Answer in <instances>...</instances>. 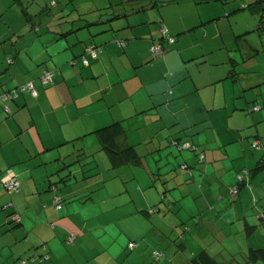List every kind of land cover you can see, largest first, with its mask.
Masks as SVG:
<instances>
[{
    "label": "crops",
    "instance_id": "crops-1",
    "mask_svg": "<svg viewBox=\"0 0 264 264\" xmlns=\"http://www.w3.org/2000/svg\"><path fill=\"white\" fill-rule=\"evenodd\" d=\"M60 1L54 13L48 0H0V91L17 88L0 103V172L20 181L14 193L0 182V264H191L202 248L234 264L235 244L218 238L214 253L208 235L212 225L230 235L231 223L253 220L244 211L253 196L264 209V166L241 185L242 215L225 197L237 173L264 158V108L247 110L264 105V30L242 8L254 0H181L120 17L111 11L124 12L127 0H94V9L79 1L81 18L53 23L66 9ZM161 25L176 41L156 56ZM254 35L261 40L245 45ZM45 69L51 85L41 81ZM30 81L34 91L18 88ZM116 121L125 129L119 145H133L139 160L104 151L96 131ZM155 249L164 252L156 263Z\"/></svg>",
    "mask_w": 264,
    "mask_h": 264
},
{
    "label": "trees",
    "instance_id": "trees-1",
    "mask_svg": "<svg viewBox=\"0 0 264 264\" xmlns=\"http://www.w3.org/2000/svg\"><path fill=\"white\" fill-rule=\"evenodd\" d=\"M177 1H181V0H127L126 2H124L125 3L124 4V12H122L120 14L118 13L117 10H112L111 12H112V16L114 15L116 17H120L121 15L126 16L128 14L127 11H136L138 9L146 8L148 6H160L162 4H167V3L177 2ZM191 1H193L195 3H204V2L214 1V0H191ZM220 1L227 2L229 0H220ZM128 7L130 10L127 9ZM242 8L250 9L252 12L257 13L260 17V20H259L260 25L258 26V30H264V0H254L253 2H250L249 4L243 5ZM111 12H109V13L111 14ZM26 16H28V15H26ZM163 27H166L168 29V27L165 25H163L161 27V33H162L161 39H162V41L160 43H156L152 46V51L156 56H159V55L161 56L164 54L165 43L173 44L176 41L175 36L170 34L169 29H168L167 33H164L162 31ZM170 37H172L174 40L170 41V39H169ZM119 44L123 45V42L120 41ZM158 44H161L164 48L163 52L160 54L156 53L153 49L154 46L158 45ZM235 61L236 60L231 61V68H232L231 70L232 71L230 74H232V76L234 75L233 72H235L234 70L237 66ZM46 71H52L53 72V70H51V69H45L43 71V73L41 74V76ZM41 76H40V78H41ZM53 83H54V72H53V82L47 83L45 85H51ZM23 84H25V83H23ZM23 84H21V85H23ZM21 85H19L18 88H20ZM16 89H15V91H16ZM12 90H14V89H12ZM12 90L9 89V90L0 91V94H4L5 92L12 91ZM24 91H28V90H24ZM13 93H15V92H13ZM13 98H14V96H13ZM13 98H11V99H13ZM1 104H3V103H1ZM261 108H264V105L262 106L260 103L259 104L255 103L253 106L249 107L247 110L249 112H254V111L260 110ZM124 132H125V129L123 127V124L120 121L113 122L112 124L105 126L101 129H98L96 131L98 138H99V141H100L104 151L109 155V157L111 159H114L115 161L120 160L123 163H132V162H135L139 158L138 153L136 151V148L133 145H129V144L122 147L119 145V142H118V139L124 134ZM260 137H261L260 135H255L254 139L251 142V146L253 148L259 149L262 147V142H261ZM177 141L178 140L175 141L177 143L176 146H178V148L180 150H189V151L195 152V154L199 158V161L204 160V158H205L204 152L198 150V147L196 145H194L191 141H184L182 143H179ZM263 166H264V158L253 168V170H250V171L249 170H242V171L238 172L237 176H236L237 177V183L231 186V192H232L233 188H237V192L235 194H239V192L241 190V185H243L246 178L249 177V175H251L252 172L254 173V171L261 169ZM179 168L181 170L186 171L190 175L193 174L192 168L186 163H181L179 165ZM9 170L10 169L5 170L4 172H0V182L3 185H4V183L2 182V178L7 174V172ZM19 189H20V185L18 187V190L11 191L7 188L8 192H10V193L18 192ZM164 194L162 195V198L165 197ZM10 215L12 216L11 220L13 222H15L16 224H19L21 222L20 214H18L16 212H12ZM11 216H10V218H11ZM16 216H19L20 219L17 220ZM258 218H259V220H258L259 222L257 224H251L247 220L245 221L246 222L245 223V231L247 232L248 237H250V235H252L256 231V229L260 226V224L264 223V211H262L258 214ZM196 221H198V220H196ZM188 229H189V227L185 226V231H188ZM72 235H70L68 237V239ZM74 236H75V239L73 242H75V240H76V234ZM130 244H133V247L135 246L134 242H131ZM130 244H129V248H133L132 246H130ZM162 256H164V252H162L159 249H155L153 251L154 263H156ZM215 256L213 254H211L209 252V250H207L206 248H202L192 257L191 264H223V262L221 260L219 261ZM34 258H31L32 261ZM22 261L24 262L25 260H22ZM33 262H35V261H33ZM232 262L234 264H258L259 262H262L264 264V247H249L247 252L242 254L241 260L236 254H233L232 255ZM23 264H26V261ZM170 264H173V263H170Z\"/></svg>",
    "mask_w": 264,
    "mask_h": 264
},
{
    "label": "rangeland",
    "instance_id": "rangeland-1",
    "mask_svg": "<svg viewBox=\"0 0 264 264\" xmlns=\"http://www.w3.org/2000/svg\"><path fill=\"white\" fill-rule=\"evenodd\" d=\"M57 1H59V0H48V2H51V4H54L53 6H55V7L50 6V8H52L54 13H60V11H59L60 8H58V6L56 4ZM62 1H64L62 3L63 6L64 7L66 6V9L64 11H61V15H63V17H59L55 20H52L53 23L64 22V21L73 19L75 17L81 18L82 15L79 14V11L77 10V8H78L77 5H78L79 1L83 2L84 5H93L94 4V0H68L67 2L65 0H62ZM62 1H60V2H62ZM107 1H109V0H95L96 4L105 3ZM113 1H115V0H113ZM119 1H121V0H119ZM45 5H46V2H45ZM241 5H242V2H241ZM84 7H86V6H84ZM88 8L94 9V5L88 6ZM61 9H63V8H61ZM80 12H84V11L81 10ZM247 14H249V13L247 12ZM46 15H47V13L44 14V16H46ZM89 16H91V15H89ZM89 16H87V17H89ZM241 16H243V15H241ZM87 19H91V18H87ZM67 27H68V23H65V25H62V29L66 30L68 28H71L72 30L76 31L77 33L79 32V33H83L85 35L87 34V31H86L87 28H79V30H77L76 28L78 26H76L74 29L71 26H69L68 28ZM257 40H261V37H259L258 35H254L252 38L249 39V42H247L245 45H250L251 42H255ZM262 41H263V44L260 43V45H261V50H263L262 53L264 55V49H263L264 48V36L262 37ZM233 43H235V42L233 41L232 45H233ZM260 60H263V68H264V58L263 59L260 58ZM263 71H264V69H263ZM166 144H167V142H166ZM176 147L178 148V146H176ZM165 171L166 170H161L160 173L164 174ZM156 173L159 174L158 171H156ZM249 183L250 184L248 185V187L251 185V180L249 181ZM226 187H227V190L225 191V197L227 198V201H229L231 205L235 204L236 206H238L237 210H236L237 215H242L240 212V207H241V205L239 203L240 200H238L240 193L234 195L231 192V186H229L227 184ZM248 187H247V189H248ZM247 189L245 188V190H247ZM258 199H259V197L253 196V202L250 203V201H249L248 202L249 204L245 207V210H244L247 214H249L253 217V220L249 219L251 224H257L259 222L258 221L259 220L258 214L260 212L264 211V209L262 208L261 203L259 202ZM161 204H162V202L158 201V205H161ZM216 210H218V209L216 208ZM230 213H232V208H230L227 215H230ZM231 226H232V228L229 229V231H231L232 233L230 235L226 234L227 228L224 226H221L218 229L216 228V226H213V225L211 226L210 231H214L213 233H215L216 236H214L212 234L208 235V241L210 242L209 243L210 247L212 249H214V253H215V251L218 250V247H219L218 238L222 239L223 237L226 240H227V238H229V242L231 244H235L234 251H235V254L240 258V260H241L242 254H243L242 248L244 249L246 247L248 249L250 244H252V245L254 244V245H256V247H264V223L260 224V226L256 229V231L252 235H250V237H247V232L245 231L244 219L237 220V221L231 223ZM247 238H251V239H249V242H247ZM205 244L207 245L208 242H205ZM236 250H238L237 253H236ZM172 251H174V250H172ZM172 251H169V253H171ZM25 259L28 260L27 264H30L31 262H33L30 257L25 258ZM22 262L23 261H20L19 263H22ZM258 264H263V263L259 262Z\"/></svg>",
    "mask_w": 264,
    "mask_h": 264
},
{
    "label": "built area",
    "instance_id": "built-area-1",
    "mask_svg": "<svg viewBox=\"0 0 264 264\" xmlns=\"http://www.w3.org/2000/svg\"><path fill=\"white\" fill-rule=\"evenodd\" d=\"M162 31L164 33H167L168 32V29L166 27H163L162 28ZM169 39H170V41H173L174 40L172 37H170ZM153 49L158 54L162 53L163 50H164V48H163V46L161 44L155 45ZM88 50H90V49L88 48ZM92 53H93V56L95 57L96 56V53L93 50H92ZM41 81L44 84L53 82V72L52 71H46L41 76ZM20 89L22 91H24V90L34 91V85L30 81V82H27V83L21 85L20 86ZM13 92H16L15 89L12 90V91L5 92L4 94H0V103H4L6 100L13 98V96L15 97L16 96V93H13ZM5 109H6L7 112H11V108L9 106H5ZM2 182L11 191L18 190V187L20 185L19 180L17 179L16 175L11 170H9L7 172V174L2 178ZM236 192H237V188H233L232 189V193L235 194ZM55 200H56V203H57V208L58 209H61L63 207L62 199L59 198V197H55ZM16 219L19 220L20 219L19 216H16ZM74 239H75V236L72 235L69 238L68 241L69 242H73ZM130 246L133 247V244H130ZM23 263H25V261Z\"/></svg>",
    "mask_w": 264,
    "mask_h": 264
}]
</instances>
